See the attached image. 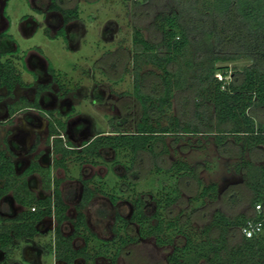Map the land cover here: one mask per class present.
I'll return each mask as SVG.
<instances>
[{
  "label": "trees",
  "instance_id": "trees-1",
  "mask_svg": "<svg viewBox=\"0 0 264 264\" xmlns=\"http://www.w3.org/2000/svg\"><path fill=\"white\" fill-rule=\"evenodd\" d=\"M173 1L174 9L168 15H158L154 22L157 33L155 40L145 38L137 28L132 33L133 96L141 109L134 130H125L122 122L115 123L111 118V130L97 133L83 141L77 149L73 143L60 136L65 130V121L51 110L47 111L50 116L47 142H51L53 167L66 169V162L72 156L80 163L83 158L90 156V162L96 164L94 158L101 157V153L109 149L114 153H128L130 165L125 168L131 171L138 156L147 152L155 159L156 171L171 174L176 180L175 186L169 190L172 195H166L162 201L156 199L153 211H147L142 194L132 197V212L128 220L118 213L115 215L116 221L123 222L122 227L126 232L112 238L118 236L119 243L107 264H114L129 244L141 239L153 237L158 245L173 244V239L165 233L175 230L177 224L174 220H166L160 208L163 204L170 212L169 208L180 197L181 178L194 180L198 191L192 200L216 201L218 198L217 183L205 185L195 167L180 160L170 162L166 168L157 164V159L167 151L165 148L156 151V146L163 147L164 135L173 133L177 141L185 133H213L219 150L229 148L227 139L231 138L237 152L249 156L240 161L237 169L242 172L244 182L251 191L249 202L253 214L229 217L215 209L210 221L201 227L198 234L187 235L179 229L184 241L172 246L166 261L168 264H264V162H255L253 158L258 153L264 156V122H256L250 114L253 108H264V0H212L204 10L196 7L195 0ZM51 7L60 9L65 19L77 15L75 8L63 9L55 2H52ZM0 39L7 43L14 41L6 31L0 33ZM18 51L16 48L13 53V50L1 46L0 89L5 88L6 92L4 95L0 93V101L11 96L16 85H24L13 62ZM241 57L249 59L251 63L225 79L228 75L226 66L221 64ZM146 63L159 70V90L155 95L141 89L144 80L141 68ZM49 68L53 71L51 66ZM217 70L221 71V79L215 76ZM174 97L190 106L189 113L187 115L184 112L186 119L171 117L169 124L163 126L160 122L161 113L163 108L170 106ZM200 99L205 102L199 103ZM20 104L22 107H38L36 100L28 102L18 99L7 105L10 118ZM207 112L209 115L205 114ZM32 173L40 175L42 189L51 190V193L38 196L30 189L27 176ZM132 174L137 178L136 173ZM61 181L51 175L49 168H41L35 161L16 173L11 157L0 150V255L9 253L15 240L33 237L36 223L45 216L53 215L57 223L53 239L55 257L67 263L77 257L88 260L86 244L79 249H74L71 244L74 236L83 235L82 228H87L83 209L89 205L94 190L107 195L112 203H116L118 195L93 189L87 180H83L80 201L76 205L77 216L72 221L74 231L65 236L62 225L68 219L67 198L72 197V193H63ZM127 183L135 186L136 181H124L120 186ZM8 195L20 208L12 217L3 214L10 212L4 200ZM258 204L260 210L256 211L255 205ZM191 219V215L186 217L187 221ZM248 219L261 221L260 233L252 237H245L241 233L240 228ZM131 223L137 226L133 234L128 230ZM236 232L240 233L237 239ZM84 240L86 243L85 237ZM106 250L107 247L104 252Z\"/></svg>",
  "mask_w": 264,
  "mask_h": 264
},
{
  "label": "rangeland",
  "instance_id": "rangeland-1",
  "mask_svg": "<svg viewBox=\"0 0 264 264\" xmlns=\"http://www.w3.org/2000/svg\"><path fill=\"white\" fill-rule=\"evenodd\" d=\"M5 1L0 0V30L7 27V19L9 23L7 30L14 37V46H17L19 50L16 54L28 56V50L31 48L40 52L50 66L61 73V75L59 74L60 82H65L69 86V91H74L73 94L72 92L66 93L65 99H60L58 88L54 86V89L47 93L48 96L45 98L52 102L50 107L62 111L58 116L67 125L66 131H64L65 139L79 148L81 142L90 139L93 134L111 130V117L115 123L122 122L125 130H134L141 109L133 96L132 33L137 28L145 38L155 40L157 33L154 22L158 15H168L174 9V1L62 0L63 6L71 7L76 3L80 9V21L85 31L76 40L66 39L60 34L56 38L49 37L44 29L49 26L48 23H44L43 15L38 14L39 12L33 7L37 3L36 0H8L4 5ZM195 1L196 7L199 10H204L212 0ZM41 2L48 3V0H41ZM29 16H35L40 23L36 27V31L27 36L23 34L19 25L23 18L27 19ZM1 42L3 44L0 47L3 46L4 49L9 48L15 52L16 49L10 43ZM44 59H42V63L45 65ZM98 61H101L102 65H108L110 80L97 69ZM13 62L17 71H20L21 60L16 57L13 58ZM250 63L249 59L241 57L238 60L221 64L226 66L225 70L228 75L225 79L229 78V74L244 69ZM220 72L217 70V73ZM141 73L144 77L141 86L142 91L150 94L157 93L159 90L157 76L159 70L152 64L146 63L142 65ZM29 79V77L26 78V81ZM78 83L83 92L87 93L84 98H76L78 95L76 89H79ZM16 87L17 92L15 93L19 95L23 89ZM5 91V88L0 89L2 94H5ZM92 92L94 96L105 97L106 99H103V103L98 104L92 98ZM10 99L5 97L1 100L4 102L0 101L1 149L6 147V137L12 128L14 131H21L19 123L22 115L20 113L25 111L17 112V122L10 126L14 117L10 118L5 109L2 108L4 103L11 101ZM202 99L199 103L205 102ZM71 106L72 109H70ZM189 107V105L182 104L180 99L172 98L170 106L163 108L162 117H160L161 124L163 126L168 125L169 119L174 116L186 119L187 116L183 114L185 112L188 115ZM67 111L69 114L71 113L68 116L65 115ZM207 113L205 114L209 115ZM250 114L256 122H264V108H253L250 110ZM18 135L22 137L21 134ZM174 138L173 133L166 134L163 138V147L162 145L156 146V151L161 148L167 150L166 153L162 154V158L157 159V164L166 168L170 162L180 160L195 167L198 177L205 185L210 182L217 183L218 198L216 201L192 200L191 198L198 191L197 186L194 180L181 178L179 180L180 197L169 208L170 212L168 213L163 204L160 208L161 214L166 220H174L177 224L175 230L165 233L173 239V244L161 246L155 243L153 237L142 239L137 243L129 244L122 254L118 255L114 264H168L166 257L172 246L184 241V235L178 232L179 229L187 235L198 234L201 227L210 221L215 209L221 210L229 217L238 214L247 216L253 214V208L249 202L251 191L244 182L242 172L237 169L240 161L249 156L240 155L236 146L232 144L231 138L227 139L229 140V145H227L229 148L225 150H219L214 142L213 133H185L179 136L177 141ZM30 141L32 140L30 139ZM44 143L46 144L47 140L45 141L43 135L39 143L40 148L43 147ZM258 154H254V161L264 162V156ZM90 159H92L90 156H86L80 163V160L72 156L66 162V169H54L53 176L62 179L60 189L64 194L65 192L69 193V191L72 193V197L67 198L70 206L69 212L72 215L74 214V204L81 192L82 179H87L88 184L93 189H101L105 193L118 195L116 203H112L107 195L94 190L95 194L89 205L83 209L87 228H82L81 232L86 239V251L89 258L85 262L81 260L78 264H107L119 243L118 236L112 238L116 234L120 236L126 232L122 227L123 222L116 221L115 215L119 213L121 217L126 219L132 209V197L142 194L145 197L147 211H153L156 199L162 201L166 195H172L169 190L175 186L176 180L171 174L156 171L155 159L147 152L138 156L131 171H126L125 168L130 165L128 153H114L108 149L101 153V157L94 158L97 161L96 164L90 162ZM132 173H136L137 178ZM35 176L37 182L31 185V190L37 195L49 194L50 191L42 189L39 176ZM124 181H136V184L131 186L127 183L126 186H120L121 182ZM4 200L10 211L3 213L6 217H12L20 210L10 195L6 196ZM188 215L192 216L190 221L186 220ZM63 228L65 232H68L70 225L66 223ZM136 228L137 226L131 223L128 228L129 233L133 234ZM236 234L237 239L240 233L236 232ZM105 241L108 242L103 244ZM36 242L40 252L39 262L23 258L24 247L26 244L32 245V243L18 239L14 241L7 258L0 264H12L13 262L19 264H55L52 234L38 235ZM80 244H82V240L76 239L75 245ZM106 247L107 250L104 252Z\"/></svg>",
  "mask_w": 264,
  "mask_h": 264
},
{
  "label": "flooded vegetation",
  "instance_id": "flooded-vegetation-1",
  "mask_svg": "<svg viewBox=\"0 0 264 264\" xmlns=\"http://www.w3.org/2000/svg\"><path fill=\"white\" fill-rule=\"evenodd\" d=\"M7 1L8 0L5 1L4 5H6ZM36 1H37V3L33 7L37 12H39L38 14L43 15L44 23H48L49 26H46L44 29H45V32L49 35V37L56 38L60 34V35H63V37L66 39L76 40L78 37H80V35H82L84 33L85 28L83 27V25L80 21V9L78 8V5L76 3L71 7H65L62 4V0H48V3L41 2V0H36ZM52 2H55L56 5H58L60 8H63V9L75 8L77 15L74 17L72 16L71 18L65 19L62 15V12L60 11V9L51 7ZM4 5L2 7V11H3ZM2 11H1V13H3ZM7 22H8V20H7ZM39 23L40 22L37 21V18L35 16H29V18H27V19L23 18L19 27L21 29L22 25L24 24L28 29V31L26 32V35L28 36L31 33H34L36 31V27L39 26ZM109 27H111V26H109ZM4 31H6L9 34L7 28L4 30H0V33L4 32ZM21 31H22V29H21ZM9 35H11V34H9ZM12 38L14 39L13 36H12ZM1 41L2 40L0 39V45L3 44V42H1ZM14 41H15V39H14ZM13 42H10V44H11V46L14 47V49H16L17 46H14L15 43H13ZM0 51H1V49H0ZM17 57L21 60V68L20 69L28 72L30 74V76H29L30 79L27 82H24L22 77H21L22 81L24 82V85H16V86L30 87L29 90H30L31 96H26V97L19 96V97L14 98L13 97V91H12V95L8 96V97L14 98L15 100L16 99L17 100L18 99H32L31 101H28V102H34V100H36L37 104H39V99L41 97V93H43V92L46 93V98H47V96H48L47 93H49L51 90H53L54 86H57V88H58L57 89L58 97H60V99H65L66 93H69V92H72V94L74 93V91H69V89H68L69 86H67L65 84V82L64 83L60 82V79H59V74L61 75L60 72L56 71V69H54V68H52L53 71H50V68H49L50 64L45 59H44L45 65L42 63V59L39 58V63H37L38 64L37 70L36 71H28L27 56L17 54ZM96 67L99 71L102 72V74L108 80H110V73H109L108 65H106V64L102 65V62L98 61V64H96ZM20 75H21V72H20ZM76 82H78V81H76ZM78 85H79L78 86L79 89H76L78 91V95L76 98L77 99L84 98L87 93L83 92V89L81 88V85L79 83H78ZM93 89H95V88H93ZM93 89H92V91H94ZM3 95H4V93H3ZM91 95H92V98L95 99L98 104L103 103L104 102L103 99H106L105 97L94 96L93 92L91 93ZM51 104H52V102L48 101L47 104H45V107H43V108L38 107L40 109V112H42V115L39 117L38 123L35 125H32L33 131L31 132L32 133L31 137H32L33 143L30 141V139H27V137H26L29 133L24 132L25 135L23 136V138H24L23 140L25 142H24L23 148L21 150L15 152L14 155L6 154V155H9L11 157L12 161L14 162L15 167H16V173H20L32 161L37 162V164L41 168H49L51 175H53L54 169H59V168L53 167L54 156L52 154V148H51V146H49L48 142L46 144L44 143L43 147L39 150V152L37 154H32L33 153V147L37 144V141L41 140V137L43 135L45 136V141L47 140L48 122L50 119V116L48 115L47 111L51 110L53 112V114L57 117H59L58 115L61 114V112H62V111L57 110L53 107H50ZM72 108L73 107L71 106L70 109H72ZM68 112L69 111H67V113L65 112L66 116L71 114V113L69 114ZM13 117H14V114L11 116V118H13ZM66 127H67V125L65 126L64 131H66ZM64 131H63L62 135H60V136H62L65 139ZM17 132L18 131H14V130L12 131L14 136H19L17 134ZM95 135L96 134H93V136H95ZM50 140H51V138H50ZM84 141H87V140H84ZM76 148H77V146H76ZM35 175L39 176V181L41 184L40 175L37 173H32V174L27 176V181H28L30 189L32 188L31 185L35 184L37 182ZM83 180H87V179H82V181ZM49 191L51 193V190H49ZM81 193H82V187H81V192L78 196V199L75 202L74 207H73L74 208L73 209L74 214L72 215V213L69 212L70 206H68V209L66 211V215H67L68 219L62 225V233L65 236L71 235L74 231V226L72 224V221H74L76 219V216H77L76 205L80 201ZM38 196H42V195H38ZM131 212H132V209H131ZM131 212H130L129 216L126 217V219L123 217L122 218L125 220H128L130 218ZM85 220H86V217H85ZM66 223H68L70 225L68 232H65V230L63 228V226ZM56 225H57V223H56V220H55L53 215L45 216L40 221H38L35 225L36 234L31 238H21V240L30 241L32 243V245L26 244V246L24 247L23 252H22L23 258H25L26 260H29V261L35 260V262L36 261L39 262L40 261L39 260L40 259V252L38 249L39 246L36 245L37 244L36 237L38 235L42 236V235H48L49 233H51L52 234V248H53L54 230H55ZM86 226H87V223H86ZM136 231H137V228H136ZM78 238H80L82 240V244L76 246L75 240ZM144 239H146V238H144ZM71 244H72L74 249H79V248L83 247L86 243H85L83 235L80 234V235L74 236V238L71 241ZM8 255H9V253H7L6 255H4V253H1L0 262L4 261ZM53 256H54L55 264H78L81 260L84 262L86 261L82 257H77L71 263H67L61 259H57L54 255V250H53ZM12 264H19V263L13 262Z\"/></svg>",
  "mask_w": 264,
  "mask_h": 264
},
{
  "label": "crops",
  "instance_id": "crops-1",
  "mask_svg": "<svg viewBox=\"0 0 264 264\" xmlns=\"http://www.w3.org/2000/svg\"><path fill=\"white\" fill-rule=\"evenodd\" d=\"M6 22H7V19H6ZM8 27H9V23L7 22V27L6 28H8ZM21 29H22L23 34L26 35V32L28 31L27 27L23 24ZM2 30H4V29H2ZM39 58L40 59H44L40 52L34 51V49H32V48L29 49L28 56H27L28 71H36L37 70V67H38L37 63H39ZM20 70H21L20 72H21V77H22L23 81L27 82L26 78H28L30 76V74L28 72L22 70V69H20ZM17 87L18 88H22L23 91H21V93L19 95H16L15 92H17V91H16V89H14L13 90V97L14 98L19 97V96H23V97L31 96V93H30V90H29L30 87H23V86H17ZM9 98H11V97H9ZM14 98H11L10 102L4 103L5 104L4 105L5 108L2 107L3 109H5L7 114H8L7 105L9 103H13L14 101H16V100H14ZM45 98H46V93H44V92L41 93V97L39 99V104H38L39 108H43V107H45V104H47L48 101ZM26 100L27 101H31L32 99H26ZM1 102H4V100L1 101ZM38 107L37 106L36 107H28V106L27 107H22L21 104L18 105V110L14 113L13 123L10 126H13L17 122L16 121V118H17V114L16 113L25 110L24 112L20 113L22 116H21V121L19 123V126H20V130L22 132L19 131V130L17 132V134H21L22 137L14 136L13 133H12V131L14 129L12 128L8 132V136L6 137V147L4 146L3 149H1V147H0V150L4 151L6 154H10V155H14L15 152L21 150L23 148L24 142H25L23 140L24 139L23 136L25 135L24 132H28L29 134L26 137H27V139H31L32 140V137H31L32 136L31 132L33 131V126L32 125L37 124L39 117L42 115V112H40V109ZM0 109H1V107H0ZM39 143H40V141H38V143L33 147V153L32 154H37L39 152V150L41 149L40 146H39Z\"/></svg>",
  "mask_w": 264,
  "mask_h": 264
},
{
  "label": "built area",
  "instance_id": "built-area-1",
  "mask_svg": "<svg viewBox=\"0 0 264 264\" xmlns=\"http://www.w3.org/2000/svg\"><path fill=\"white\" fill-rule=\"evenodd\" d=\"M215 76L218 79H221L220 73H215ZM49 146H51V142L49 143ZM33 209V208H32ZM255 210L259 211L260 210V205H255ZM262 230V224L261 221H255L252 219H248L245 224L240 228L241 233L245 237H252L253 235H256L260 233Z\"/></svg>",
  "mask_w": 264,
  "mask_h": 264
}]
</instances>
